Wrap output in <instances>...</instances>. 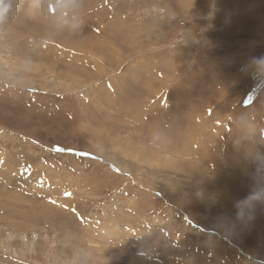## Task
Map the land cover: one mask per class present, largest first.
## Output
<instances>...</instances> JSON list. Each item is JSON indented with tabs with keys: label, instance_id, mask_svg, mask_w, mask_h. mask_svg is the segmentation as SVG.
I'll list each match as a JSON object with an SVG mask.
<instances>
[{
	"label": "rangeland",
	"instance_id": "rangeland-1",
	"mask_svg": "<svg viewBox=\"0 0 264 264\" xmlns=\"http://www.w3.org/2000/svg\"><path fill=\"white\" fill-rule=\"evenodd\" d=\"M263 172L264 0H0V264H264Z\"/></svg>",
	"mask_w": 264,
	"mask_h": 264
},
{
	"label": "bare ground",
	"instance_id": "bare-ground-1",
	"mask_svg": "<svg viewBox=\"0 0 264 264\" xmlns=\"http://www.w3.org/2000/svg\"><path fill=\"white\" fill-rule=\"evenodd\" d=\"M9 9V8H8ZM9 11V10H8ZM8 13V12H7ZM11 13H13V11L11 12ZM15 14H17V13H15ZM35 14V13H34ZM26 16V15H25ZM16 17V16H15ZM21 17V16H20ZM22 17H23V15H22ZM7 18V17H6ZM61 18V17H60ZM23 19V18H22ZM71 20L72 21H66L64 18H61L60 20H59V22L61 23V21H62V23H64L65 25H66V27L68 26L69 27V29L71 28V29H74V26H75V16H72L71 17ZM72 26H73V28H72ZM53 28V27H52ZM76 28H77V26H76ZM81 29V28H80ZM79 29V30H80ZM59 30V29H58ZM77 31V30H76ZM76 31H73L74 33H76ZM48 35H51L50 36V38L52 37V36H54V34H52V33H50L49 31H48ZM78 35V34H77ZM61 36H63V35H61ZM61 36H60V38H61ZM73 36V35H72ZM74 37H75V34H74ZM59 38V39H60ZM81 38V37H80ZM79 38V39H80ZM59 41V40H58ZM57 41V42H58ZM60 42V41H59ZM65 43V42H64ZM238 155H240L239 153H238ZM243 155V154H242ZM235 156V155H234ZM248 158V157H247ZM238 159V158H237ZM244 159V158H243ZM246 159V158H245ZM244 159V160H245ZM239 160V159H238ZM237 160V161H238ZM234 161V160H233ZM244 162H246V161H244ZM232 164V163H231ZM246 167V166H245ZM251 167V166H250ZM236 168V167H235ZM234 169V168H233ZM247 169V168H246ZM232 170V169H231ZM237 171V170H236ZM236 171H234V172H236ZM238 172V171H237ZM234 174V173H233ZM232 175V174H231ZM235 176V175H234ZM241 177V176H240ZM244 178V177H243ZM249 178V177H248ZM260 181H264V172H263V176L259 179ZM264 192V191H263Z\"/></svg>",
	"mask_w": 264,
	"mask_h": 264
},
{
	"label": "snow or ice",
	"instance_id": "snow-or-ice-1",
	"mask_svg": "<svg viewBox=\"0 0 264 264\" xmlns=\"http://www.w3.org/2000/svg\"><path fill=\"white\" fill-rule=\"evenodd\" d=\"M109 87H111V85H109ZM53 203H54V201H53Z\"/></svg>",
	"mask_w": 264,
	"mask_h": 264
}]
</instances>
